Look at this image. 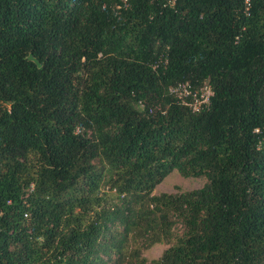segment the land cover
<instances>
[{"label":"trees","instance_id":"trees-1","mask_svg":"<svg viewBox=\"0 0 264 264\" xmlns=\"http://www.w3.org/2000/svg\"><path fill=\"white\" fill-rule=\"evenodd\" d=\"M171 1L0 0V264H264V0Z\"/></svg>","mask_w":264,"mask_h":264},{"label":"built area","instance_id":"built-area-1","mask_svg":"<svg viewBox=\"0 0 264 264\" xmlns=\"http://www.w3.org/2000/svg\"><path fill=\"white\" fill-rule=\"evenodd\" d=\"M174 0L171 2L173 3ZM125 5L127 0H124ZM244 14L249 15L251 0H243ZM168 93L173 96L179 103L187 106L192 113H200L210 104L213 96V90L208 82L203 83L199 89H192L188 82H179L170 85L167 89Z\"/></svg>","mask_w":264,"mask_h":264},{"label":"rangeland","instance_id":"rangeland-1","mask_svg":"<svg viewBox=\"0 0 264 264\" xmlns=\"http://www.w3.org/2000/svg\"><path fill=\"white\" fill-rule=\"evenodd\" d=\"M206 179L193 178V177H182L178 174L177 171H172L169 173L153 190L154 195L161 193H170L175 194L179 192L190 191L194 189L201 188ZM166 249V246L163 244H155L150 248L143 251L142 256L146 259L147 262H150L153 259H157L161 256L162 252Z\"/></svg>","mask_w":264,"mask_h":264},{"label":"water","instance_id":"water-1","mask_svg":"<svg viewBox=\"0 0 264 264\" xmlns=\"http://www.w3.org/2000/svg\"><path fill=\"white\" fill-rule=\"evenodd\" d=\"M28 60L36 63L37 66L39 67V62L36 59H34L31 55L28 56Z\"/></svg>","mask_w":264,"mask_h":264}]
</instances>
